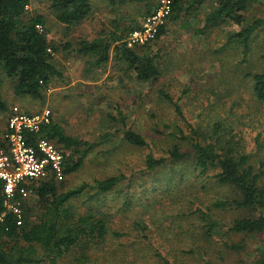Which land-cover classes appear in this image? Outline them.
<instances>
[{
    "label": "rangeland",
    "instance_id": "374dc122",
    "mask_svg": "<svg viewBox=\"0 0 264 264\" xmlns=\"http://www.w3.org/2000/svg\"><path fill=\"white\" fill-rule=\"evenodd\" d=\"M194 1L183 0V5L190 7ZM51 2L32 0L24 18L28 20L33 15L46 18L42 32L45 31L49 40L59 48L55 62L62 75L54 78L43 100L17 95L13 81L1 69L0 87L9 107L17 105L32 112L49 108L53 120L63 127L67 135L94 145L81 167L58 181L60 191L112 176L123 177L111 191L93 198L95 189L86 188L68 203L76 215L99 212L106 217L111 230L123 234V237L107 243H96L89 250L91 264H166L153 256V245L170 260L167 264H183L181 261L197 264L199 259L206 261L211 255L219 258L218 245L210 246L211 254L205 256L201 247L193 243L198 240L205 245L212 241L204 238V229L197 216L187 219L180 213L179 206L185 201L179 199L186 196L179 193L177 198L170 194L177 183H189L191 162L167 161L151 170L146 159L154 149L153 142L159 149H162L160 146L166 149L173 146L174 137L170 131L178 125L187 133L191 129L189 123L201 129L209 128L216 115L209 104H215L218 92H222L221 102L225 108L218 112L228 117V123L246 137L247 150L252 151L256 164L260 165L259 160L264 159V146L260 148L264 141V106L256 104L251 96V84L245 72L260 69L264 62V0H253L247 11L249 20H263L253 36V50L247 62H241L244 57L242 49L230 38V34L240 26L224 25L206 33L200 32L207 14L218 3V0H205L194 9L181 11L177 20H168L166 32L159 39L137 48L142 54L153 57L161 71L160 78L148 82L139 81L126 62L115 58L114 50H111L107 64L86 71L87 58L82 57L77 49L82 39L107 36L115 29L114 22L120 25L119 33L128 37L130 27L141 26L148 16L146 12L155 9L158 0L124 3L91 0L90 15L71 27L57 20L50 7ZM65 45L68 49L63 48ZM161 90L182 105L183 117L179 116L174 103L161 94ZM227 90L230 93L227 94ZM236 98L244 100V104L230 113L231 102ZM7 115L0 111V129L7 121ZM122 118L128 128L143 134L151 147H138L126 142ZM237 139L243 142L242 137ZM216 192L217 188L209 187L207 197L216 196ZM35 197L33 194L28 201ZM240 214V211H233L223 213L222 217L230 221ZM138 222L147 227L144 234L148 235L151 246L141 241L142 234L135 226ZM179 223L184 227L182 232H178ZM174 232L180 234L175 236ZM241 236L236 239H241ZM246 241L245 251L225 252L224 261L219 258L222 264H235L239 259H258L264 235L248 237ZM161 246L165 249L159 248ZM183 249L193 250V254H181ZM73 259L74 255H70L59 264H70Z\"/></svg>",
    "mask_w": 264,
    "mask_h": 264
},
{
    "label": "trees",
    "instance_id": "16d2710c",
    "mask_svg": "<svg viewBox=\"0 0 264 264\" xmlns=\"http://www.w3.org/2000/svg\"><path fill=\"white\" fill-rule=\"evenodd\" d=\"M32 0H0V69L13 81L14 92L17 95L29 96L33 99L43 100L44 94L49 90L54 78L62 75L55 62V53L59 51L57 45L52 43L47 34L38 26L46 25L43 15H33L28 20L24 18L27 7ZM112 3L142 0H110ZM205 0H195L190 7H184L183 0H172L173 10L169 22L178 19L181 11L196 8ZM253 0H218L217 5L207 14L205 24L200 32L220 28L224 25H238L239 30L230 34L231 40L243 52L241 62H247L252 52L253 36L263 24V20H249L247 11ZM51 9L55 12L59 22L67 26H74L87 18L92 11L91 0H52ZM156 9V8H155ZM155 9H149L146 16ZM115 29L107 36L100 35L93 39H82L78 42L77 52L87 58L88 70H94L107 64L111 59V50L115 51V58L126 62L128 69L133 70L139 81H155L161 76V71L153 57L142 54L138 47L131 48L126 41V35L120 34L118 22H114ZM164 25L156 36L159 39L165 32ZM137 24L130 27L133 32ZM68 49L67 45L63 47ZM264 58V57H263ZM245 76L250 80V94L256 104L264 106V62L260 69L249 70ZM161 94L173 102L179 116L183 117V108L179 102L173 100L165 90ZM226 93H230L229 90ZM160 94V95H161ZM218 100L210 106L216 115L209 128H198L191 123L189 133L181 126L170 131L174 137L173 146L169 149L154 145L148 154L146 164L148 169H155L167 161H190L189 183H177L170 194L179 198V193L186 196L183 205L179 206L180 213L187 219L196 216L202 225L204 238L211 239L209 244H201L205 256L211 254L210 246H219V258L224 261V253L228 251L243 252L247 249V238L264 235V159L260 165L256 164L255 156L247 150L246 137L239 134L233 124L228 123L229 118L223 113L225 105L222 104L223 94L218 92ZM251 100V99H250ZM244 100H232L230 113L235 107L243 106ZM218 109V110H217ZM12 110V109H11ZM26 112H32L24 109ZM0 111L8 112L10 107L3 97L0 87ZM240 120V118H238ZM121 121V120H120ZM124 140L138 147L150 146L147 138L125 125ZM241 123V122H240ZM169 126V125H168ZM169 135V136H170ZM242 137L243 142L237 137ZM38 138H48L58 143L61 148L70 151L65 164V173L78 170L93 144L79 140L65 133L63 127L51 119L42 126L40 131L29 136V142L35 144ZM259 140V138H258ZM87 148H83V146ZM264 146V141L261 147ZM156 148V149H155ZM162 152V153H161ZM78 155L77 158L74 156ZM123 177L112 176L94 183L82 185L66 191H60L58 181L54 178L38 181L34 184V200L23 203V221L18 223L15 213L8 210L5 205L3 183L0 181V264H40L49 262L59 264L60 260L74 255L70 264H91L89 250L96 243H107L112 239L123 237L121 231L111 230L105 216L97 211L76 215L68 205L69 201L82 194L86 188L95 189L92 195L106 193L114 189ZM209 187L217 188L216 196H208ZM30 204L28 205V202ZM240 211V216H234L227 221L223 213ZM4 215V216H3ZM142 234L141 241L148 244L149 237L140 222L135 224ZM135 227V228H136ZM178 232L184 227L179 223ZM180 233L174 232L177 236ZM242 235V236H241ZM241 236V239H236ZM140 239V237H139ZM219 242L222 244L219 245ZM151 246L150 244H148ZM152 248V247H151ZM159 248L165 249L164 246ZM153 256L170 263L164 253L153 245ZM180 252V251H179ZM260 257L256 260H236L235 264H264V244L260 246ZM181 254L192 255L193 250L183 249ZM214 258V259H213ZM218 257L208 260L199 259L197 264H222ZM216 261V263H214ZM188 264L186 261H181ZM149 264V263H146Z\"/></svg>",
    "mask_w": 264,
    "mask_h": 264
},
{
    "label": "built area",
    "instance_id": "2783aa9c",
    "mask_svg": "<svg viewBox=\"0 0 264 264\" xmlns=\"http://www.w3.org/2000/svg\"><path fill=\"white\" fill-rule=\"evenodd\" d=\"M172 10V0H158L153 13L127 37L128 46L134 48L156 39ZM42 27L38 26L41 31ZM51 119L49 108L26 112L15 105L8 119L5 141L0 144V181L3 183L5 205L16 214L18 223L23 221V203L34 194L36 182L49 178L61 181L66 176L65 164L70 151L48 138H38L35 144L29 142L30 134L40 131Z\"/></svg>",
    "mask_w": 264,
    "mask_h": 264
},
{
    "label": "crops",
    "instance_id": "0c3cea01",
    "mask_svg": "<svg viewBox=\"0 0 264 264\" xmlns=\"http://www.w3.org/2000/svg\"><path fill=\"white\" fill-rule=\"evenodd\" d=\"M12 107H10V111H8V112H5V113H7L8 115H7V121L5 122V124H4V126H2L1 127V129H0V144L1 143H3L4 141H5V134H6V132H7V126H8V119H9V115H10V113L12 112ZM31 197V196H30ZM29 197V198H30ZM28 200V199H27Z\"/></svg>",
    "mask_w": 264,
    "mask_h": 264
}]
</instances>
